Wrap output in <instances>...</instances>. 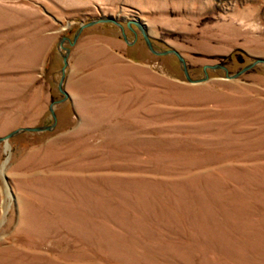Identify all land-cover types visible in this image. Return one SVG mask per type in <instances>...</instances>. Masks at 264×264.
Listing matches in <instances>:
<instances>
[{"label": "rangeland", "instance_id": "1", "mask_svg": "<svg viewBox=\"0 0 264 264\" xmlns=\"http://www.w3.org/2000/svg\"><path fill=\"white\" fill-rule=\"evenodd\" d=\"M0 264H264V0H0ZM6 176V177H5Z\"/></svg>", "mask_w": 264, "mask_h": 264}, {"label": "water", "instance_id": "2", "mask_svg": "<svg viewBox=\"0 0 264 264\" xmlns=\"http://www.w3.org/2000/svg\"><path fill=\"white\" fill-rule=\"evenodd\" d=\"M100 22L115 23L121 29L123 37L125 38V40L128 43H132L129 40V38H128V35H127V32H126V28H125V25L123 24V22L120 21L119 19H116V18H113V17H101V18L89 21L87 23H83V24L80 25V27L76 31V33H75L73 38H70V37H67V36L63 37L61 42H60V44H61L62 49H64V51H65L62 54V57H63V60H64V66L61 69V79H60V82H59V88H60V91L64 94V97L59 99V100L54 101L51 104V106H50V111H51L52 116H53V123L50 124V125H44V126L22 127V128L15 129V130L11 131L10 133H8L7 135L0 137V143L1 142H6V144L8 145V139L13 137V136H15V135H17V134H19V133H21V132H25V131L42 132V131H45V130H52V129L55 128V126L57 124V120H58L57 114H56V109H55V104L59 103V102H62V101H65L66 99L69 98V94L64 89L63 83H64V80H65V77H66L67 67H68V64H69L68 58H69V54H70V50L71 49H70L69 46L65 45V42H68L71 46L74 45L77 42L79 36L81 35V33L83 32V30L86 27L92 26V25L100 23ZM127 27L134 32V35H135L134 42L138 38V32L134 28V27H137L141 31V33H142V35H143V37H144L149 49L152 52H154L157 55H165V54H174V55H176L178 57V59L180 60V62H181V65L183 67V70L185 72V75H186L187 79L189 81H191V82H195L196 83V82H202V81L207 80L208 77H209V74L207 72L208 68H212V69L221 68V69H224L225 72H226V77L227 78H237L239 75H241L242 73L246 72L247 70L253 68L255 65H257L259 63H264V59L263 58L256 59L255 61L249 63L242 70H240L239 72H237L235 74H229V69L225 65H222V64H208V65H205V67H204L205 76L203 78H200V79H194V78L191 77L189 69H188L187 61H186L185 57L181 54L180 51H178L177 49H174V48L165 49V50H158V49H156L154 47L153 40H152L151 36L149 35L148 30H147V25L140 18L130 19L127 22Z\"/></svg>", "mask_w": 264, "mask_h": 264}]
</instances>
